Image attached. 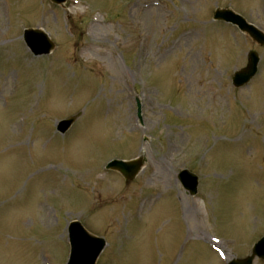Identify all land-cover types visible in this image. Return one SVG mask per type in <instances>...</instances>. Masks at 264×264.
Masks as SVG:
<instances>
[{"label": "rangeland", "instance_id": "374dc122", "mask_svg": "<svg viewBox=\"0 0 264 264\" xmlns=\"http://www.w3.org/2000/svg\"><path fill=\"white\" fill-rule=\"evenodd\" d=\"M216 7L264 31V0H0V264H65L74 220L110 243L97 264L251 253L264 235V46L214 21ZM27 27L54 51L34 56ZM249 51L259 72L235 88ZM141 155L128 183L104 169ZM185 169L200 177L194 197Z\"/></svg>", "mask_w": 264, "mask_h": 264}, {"label": "water", "instance_id": "95a60500", "mask_svg": "<svg viewBox=\"0 0 264 264\" xmlns=\"http://www.w3.org/2000/svg\"><path fill=\"white\" fill-rule=\"evenodd\" d=\"M57 2H61V0H55ZM216 18H225L230 19L227 13H220L216 15ZM231 18L234 19L238 23H241V28L244 30L249 31V33L257 40L260 44L264 45V34L262 32L256 30L253 26L248 25L241 17L232 16ZM31 34H35V32L39 31H30ZM26 40L28 41L29 45L33 48L36 53H47L50 52L51 48L54 47V44L49 42L44 50H38L36 44L31 37L26 35ZM249 65L247 69L241 70L235 74L234 77V84L236 86H241L247 83L256 73L257 65H258V55L254 52L249 54ZM74 118L67 122H62L60 125V129L65 132L74 122ZM144 160H136L131 162H123L115 160L109 164V168L120 170L123 175L128 180H132L139 172L141 166L143 165ZM184 180L187 179L191 181L190 188L191 193L195 194L197 192L198 186V179L193 174L189 173L188 171L183 172ZM72 232V243H73V254L70 264H95V261L104 246L103 240H98L89 236L86 231L82 228L80 223H73L71 226ZM264 257V255H263ZM254 255L250 258H247L243 261H234L232 264H252V260Z\"/></svg>", "mask_w": 264, "mask_h": 264}, {"label": "bare ground", "instance_id": "6f19581e", "mask_svg": "<svg viewBox=\"0 0 264 264\" xmlns=\"http://www.w3.org/2000/svg\"><path fill=\"white\" fill-rule=\"evenodd\" d=\"M261 10H262V9H261ZM191 35H192V34H191ZM146 36H147V35H146ZM144 44L148 45V39H145V40H144ZM193 56H194V55H193ZM193 59H194L195 64L199 63V59H198V58L193 57ZM210 92H212V89H207V90L205 91L206 94H209ZM185 212L190 214V209H189V208L185 209ZM51 219H52V218H51V214H50V213H47V214H46V221H47V222H50ZM203 237H205V235H203ZM220 248H222V247H220Z\"/></svg>", "mask_w": 264, "mask_h": 264}]
</instances>
